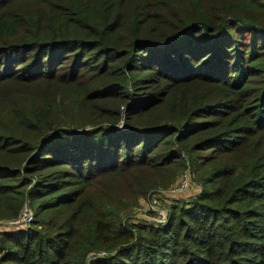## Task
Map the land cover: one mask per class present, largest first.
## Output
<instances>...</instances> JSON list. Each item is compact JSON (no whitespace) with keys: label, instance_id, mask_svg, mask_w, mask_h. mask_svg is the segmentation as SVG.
Masks as SVG:
<instances>
[{"label":"trees","instance_id":"trees-1","mask_svg":"<svg viewBox=\"0 0 264 264\" xmlns=\"http://www.w3.org/2000/svg\"><path fill=\"white\" fill-rule=\"evenodd\" d=\"M24 202L0 264H264V0H0V220Z\"/></svg>","mask_w":264,"mask_h":264},{"label":"built area","instance_id":"built-area-1","mask_svg":"<svg viewBox=\"0 0 264 264\" xmlns=\"http://www.w3.org/2000/svg\"><path fill=\"white\" fill-rule=\"evenodd\" d=\"M178 182L174 185H169L167 189H158L155 192L154 197L150 200L149 209L154 213L152 221H164L167 216L168 206L159 201L160 197L174 196L177 193L186 194L187 191H190V186L194 185L192 183V177L188 170L184 171L178 178ZM168 187V186H167ZM197 187V186H196ZM193 186L192 188H196ZM34 218L33 211L29 203L24 202L19 213L12 219H8V222L12 225H24L30 223ZM98 253H104V251H97L92 253L93 256H96Z\"/></svg>","mask_w":264,"mask_h":264},{"label":"rangeland","instance_id":"rangeland-1","mask_svg":"<svg viewBox=\"0 0 264 264\" xmlns=\"http://www.w3.org/2000/svg\"><path fill=\"white\" fill-rule=\"evenodd\" d=\"M178 180H179V179H177L176 182H178ZM176 182H174L172 185L176 184ZM192 183H193V182H192ZM172 185H171V186H172ZM193 186L196 187V184L190 186V190H191V191H192V190H195V189L198 190V187H200V186H197L196 188H192ZM169 187H170V186H168V187H166V186L157 187L155 190H153L151 193H149V195H148L147 197L144 198V197L141 196V197L138 199V202L135 203V205H133V207H132V209H131L132 217H133L134 219L140 220V221H142V222H153L152 219H153V215H154V213H153L152 211L148 210V209H149V203H150V200L152 199V197H154V194H155V192H157L158 189H167V188H169ZM187 193H189V192L187 191ZM186 195H187V194H184V193H183V194L177 193V194L174 195V196L160 197V198H159V201H160L161 203H163V204H165V205L168 206L167 216H166V219H165L164 221H155V224H162V225H164V224L167 222L168 215H169L170 205H171L173 199H174V198H177L178 196L186 197ZM30 207H31V206H30ZM31 209H32V207H31ZM32 211H33V209H32ZM33 213H34V211H33ZM31 223H32V222H30V223H26V224H24V225H22V226L20 225V227L25 228V227L29 226ZM1 227H6V228L11 227V228H12V227H15V226L12 225V224H10V223L8 222V220H0V228H1Z\"/></svg>","mask_w":264,"mask_h":264}]
</instances>
